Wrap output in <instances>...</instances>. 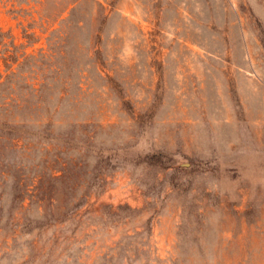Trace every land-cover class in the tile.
<instances>
[{
    "label": "rangeland",
    "instance_id": "obj_1",
    "mask_svg": "<svg viewBox=\"0 0 264 264\" xmlns=\"http://www.w3.org/2000/svg\"><path fill=\"white\" fill-rule=\"evenodd\" d=\"M0 264H264V0H0Z\"/></svg>",
    "mask_w": 264,
    "mask_h": 264
}]
</instances>
